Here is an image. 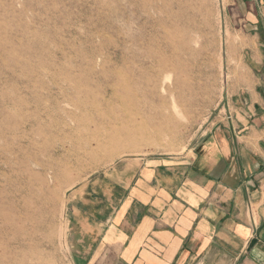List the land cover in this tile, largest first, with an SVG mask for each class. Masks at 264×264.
Here are the masks:
<instances>
[{
  "label": "rangeland",
  "instance_id": "rangeland-1",
  "mask_svg": "<svg viewBox=\"0 0 264 264\" xmlns=\"http://www.w3.org/2000/svg\"><path fill=\"white\" fill-rule=\"evenodd\" d=\"M230 14L228 0H0V264H75L85 211L115 206L143 163L194 156L245 75Z\"/></svg>",
  "mask_w": 264,
  "mask_h": 264
},
{
  "label": "crops",
  "instance_id": "crops-1",
  "mask_svg": "<svg viewBox=\"0 0 264 264\" xmlns=\"http://www.w3.org/2000/svg\"><path fill=\"white\" fill-rule=\"evenodd\" d=\"M228 1L245 75L224 115L194 156L143 163L115 206L85 211L75 264H264V0Z\"/></svg>",
  "mask_w": 264,
  "mask_h": 264
},
{
  "label": "bare ground",
  "instance_id": "bare-ground-1",
  "mask_svg": "<svg viewBox=\"0 0 264 264\" xmlns=\"http://www.w3.org/2000/svg\"><path fill=\"white\" fill-rule=\"evenodd\" d=\"M97 106H99V105H97ZM98 108V107H97Z\"/></svg>",
  "mask_w": 264,
  "mask_h": 264
}]
</instances>
